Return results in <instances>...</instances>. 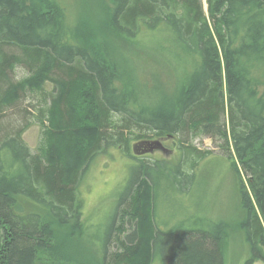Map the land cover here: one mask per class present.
<instances>
[{"label":"trees","instance_id":"1","mask_svg":"<svg viewBox=\"0 0 264 264\" xmlns=\"http://www.w3.org/2000/svg\"><path fill=\"white\" fill-rule=\"evenodd\" d=\"M107 3L110 16L102 31L139 47L152 68L149 73L140 72L136 53L108 37L98 39L97 54L80 45L97 33L81 26L79 18L71 19L64 0H0V264H79L67 253L56 256L55 250L67 248L66 241L82 234L78 185L88 165L109 147L125 152L132 140L152 155L163 150L161 139H170L177 164L156 158L131 163L129 190L116 214L124 211V220L136 223L130 212L141 187L151 189L154 208L160 177L186 180L200 162L228 160L240 179L247 264H264V0H205V8L203 0ZM18 65L42 68L52 81L56 96L50 100L62 130L56 135L69 150L72 100L91 85V92L86 91L93 99L98 130L80 171L67 174L59 161L43 164L16 135L22 92L10 74ZM124 68L139 69L129 80ZM194 131L220 154L192 149ZM183 164H189V172L181 170ZM23 203L44 215L25 214ZM152 216L150 264L168 255L176 259L170 264L225 263L216 236L205 235L196 245L190 242L192 234L179 232L175 241L185 243H159L164 230ZM113 230L112 224V235ZM137 233L125 238L133 248L141 242ZM55 235L60 238L56 242ZM115 244L123 251L107 256L110 239L103 259L129 264L124 241Z\"/></svg>","mask_w":264,"mask_h":264},{"label":"rangeland","instance_id":"2","mask_svg":"<svg viewBox=\"0 0 264 264\" xmlns=\"http://www.w3.org/2000/svg\"><path fill=\"white\" fill-rule=\"evenodd\" d=\"M64 2L71 19L79 18L82 20L81 26L85 25L87 29L97 33L98 38L88 35L86 42L80 44L92 54H97L98 39L103 36L108 37V34L102 31L104 21H109L107 18L110 16L107 0H64ZM203 4L205 8V0ZM108 38L120 47L122 45L121 48L124 50L138 55L137 61L141 65H139L141 73H149L152 70L149 68L150 65L147 66L144 62L143 53L139 47L114 37L111 31ZM139 68H124V77L131 80L136 74L135 69ZM10 75L18 90L22 92L18 94L19 99H17L18 113L21 117L16 135L29 148L31 154L41 158L43 164L54 165V162L59 161L67 174L80 171L82 169L81 158H84L85 152L95 142L98 130V116L96 117L93 99L86 91L87 89L90 91L91 85L86 84V88L81 91L83 93L78 92L72 100L73 130L69 131L72 132V144L70 145L72 149L69 150L65 139L56 135L61 134L62 131L57 119V111L53 109L50 100L56 96V89L52 81L44 75L42 68L32 71L18 65L11 69ZM81 97L84 98L81 99ZM190 139L192 149L201 153L214 151L213 154L216 156L220 154L218 148H214L215 144L203 139L198 132H191ZM171 147L170 139H161L163 150L148 155L140 151L142 146L138 141L132 140L129 143V149L126 150L128 152L115 147L99 152L84 172L82 176V179L85 177L84 180L81 179L78 185V197L81 201V215L78 219L82 223V234L77 236L74 242L66 241V243L69 242L67 248L56 249V256L63 257L67 253V256L73 258L75 263L108 264L110 258L107 257L105 261L102 250L106 242L111 239L107 256L110 257L116 251L118 253L123 251L115 244L116 241L121 240L128 249L130 259L126 262L150 264L152 213H154V222L162 227L165 235L159 243L163 241L164 244L170 245L185 243L187 240L179 243L175 241L174 237L179 232L192 234L190 242L196 245L202 244L201 238L206 237L205 235L216 236L220 247L224 250V264H247L250 252L241 227L244 221V211L240 206V179L228 160L210 158L200 162L193 172L194 176H189L186 180L172 178L170 175L167 178L163 176L165 179L160 177L156 180L154 208H152L151 189L141 187L136 193L133 209L130 212L136 223L125 221L124 216L127 215L124 211L121 213L118 211L116 214L120 203L123 202V197L129 190L131 163L146 162L150 158H156L160 161H174L173 165H176L177 157L176 154L172 157ZM181 170L189 172V164L188 166L181 165ZM243 182L245 183L244 180ZM21 208L25 214L34 212L39 217L44 215L39 209H31L25 203L21 204ZM43 221L48 224L45 219ZM112 224L114 226L113 235ZM134 230L138 232L137 236L141 240L137 248H133L134 245L127 243L125 239ZM58 238L55 235L54 241L56 242ZM130 249L133 250L130 252ZM51 262L55 263V260ZM172 262H176V259L172 260V255H168L166 258L163 256L161 259H153L152 264Z\"/></svg>","mask_w":264,"mask_h":264}]
</instances>
